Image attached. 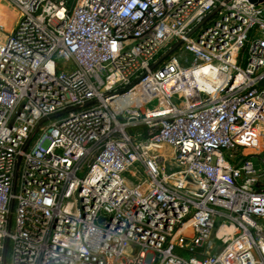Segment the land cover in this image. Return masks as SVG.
<instances>
[{"label": "built area", "instance_id": "2783aa9c", "mask_svg": "<svg viewBox=\"0 0 264 264\" xmlns=\"http://www.w3.org/2000/svg\"><path fill=\"white\" fill-rule=\"evenodd\" d=\"M4 4L0 264H264V8Z\"/></svg>", "mask_w": 264, "mask_h": 264}, {"label": "rangeland", "instance_id": "374dc122", "mask_svg": "<svg viewBox=\"0 0 264 264\" xmlns=\"http://www.w3.org/2000/svg\"><path fill=\"white\" fill-rule=\"evenodd\" d=\"M0 15L5 18L4 25H2V28L0 29V44H1L5 41V38L7 36L6 32H9L8 28L12 25V23L15 19V12L11 7L4 4L3 7L0 8ZM4 28L8 29V30L5 32ZM153 105H154V103H151V104H148L147 107L151 108ZM128 131H130V129ZM132 131L134 132L135 129H132ZM137 131L140 132V129H137ZM253 161L255 164L258 162L257 159H253ZM175 253L182 256L185 259H187L189 257V254L185 251H182V250L181 251L176 250ZM7 264H8V258H7Z\"/></svg>", "mask_w": 264, "mask_h": 264}, {"label": "water", "instance_id": "95a60500", "mask_svg": "<svg viewBox=\"0 0 264 264\" xmlns=\"http://www.w3.org/2000/svg\"><path fill=\"white\" fill-rule=\"evenodd\" d=\"M226 1H230V0H226ZM248 1L250 3H252V4H254V5H257V6H260V7H263L264 8V0H248ZM39 127H40V124L38 125V127L36 128V130L34 131V133L32 134L31 138L29 139V142L33 138V136L36 134V132H37V130H38ZM29 142H28V144H29Z\"/></svg>", "mask_w": 264, "mask_h": 264}, {"label": "bare ground", "instance_id": "6f19581e", "mask_svg": "<svg viewBox=\"0 0 264 264\" xmlns=\"http://www.w3.org/2000/svg\"><path fill=\"white\" fill-rule=\"evenodd\" d=\"M1 7H3V6H0V8ZM0 23L2 24V25H4V19L2 18V16L0 15ZM207 72V71H206ZM208 74H209V72H208ZM208 86H210V85H208Z\"/></svg>", "mask_w": 264, "mask_h": 264}, {"label": "crops", "instance_id": "0c3cea01", "mask_svg": "<svg viewBox=\"0 0 264 264\" xmlns=\"http://www.w3.org/2000/svg\"><path fill=\"white\" fill-rule=\"evenodd\" d=\"M3 19H4V18H3ZM4 21H5V19H4ZM11 26H12V25H11ZM11 26H10V27H11ZM10 27H9L8 29H11Z\"/></svg>", "mask_w": 264, "mask_h": 264}]
</instances>
